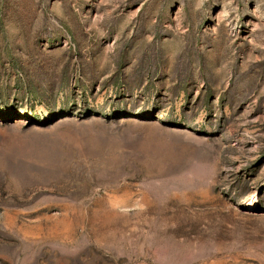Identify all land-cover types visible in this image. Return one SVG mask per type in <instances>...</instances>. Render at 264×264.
I'll list each match as a JSON object with an SVG mask.
<instances>
[{
	"label": "rangeland",
	"instance_id": "1",
	"mask_svg": "<svg viewBox=\"0 0 264 264\" xmlns=\"http://www.w3.org/2000/svg\"><path fill=\"white\" fill-rule=\"evenodd\" d=\"M0 264H264V0H0Z\"/></svg>",
	"mask_w": 264,
	"mask_h": 264
}]
</instances>
